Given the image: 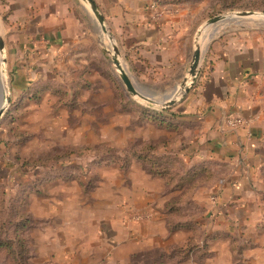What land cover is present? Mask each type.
Segmentation results:
<instances>
[{
    "label": "rangeland",
    "instance_id": "rangeland-1",
    "mask_svg": "<svg viewBox=\"0 0 264 264\" xmlns=\"http://www.w3.org/2000/svg\"><path fill=\"white\" fill-rule=\"evenodd\" d=\"M164 6H151L153 19L176 18L170 30L181 36L173 53L181 62L159 67L137 61L105 20L109 41L80 0H0L9 97L0 119V264H264V162L251 183L263 221L230 235L211 224L207 205L236 167L203 147L223 125L204 106L211 53L244 49L264 58V18L207 22L264 14V0ZM37 18L63 25L56 45ZM111 43L149 100L126 91ZM198 45L200 70L184 92ZM247 95L264 148V67ZM170 99L176 103L165 106ZM224 124L249 121L227 114Z\"/></svg>",
    "mask_w": 264,
    "mask_h": 264
},
{
    "label": "crops",
    "instance_id": "crops-1",
    "mask_svg": "<svg viewBox=\"0 0 264 264\" xmlns=\"http://www.w3.org/2000/svg\"><path fill=\"white\" fill-rule=\"evenodd\" d=\"M94 1L109 23L113 34L121 42H125L126 47L128 44L132 46L134 51L131 55H136L137 61L139 59L154 61L159 67L172 61L175 64L181 62L177 54L173 56L177 48L179 54L181 36L173 35L170 30L171 23L174 24L176 18L163 14L161 19L154 20L155 9L151 8L153 5L159 8L161 4V9L164 10L166 8L164 5L170 0ZM54 14L49 15L48 19L56 18ZM43 24L44 19L40 18L34 22V25L46 29L43 38L47 43L56 45L60 39L58 37L63 33V25L49 28ZM152 46L158 49L156 54H151ZM222 53H211L213 67L203 88V95L207 100L204 106L207 109L210 107L208 116L211 117L212 122L217 121L219 125L223 122V125L221 124L220 130L213 131V135L216 136L206 141L203 147L215 157L230 162L236 167V172L226 179L221 185V190L213 192L217 195L215 202L208 200L207 205V211L212 217L211 224L225 232L228 231L231 235L235 233L234 230L250 228L253 221H263L262 217L256 216L261 210L255 205V193L251 183L255 179L256 171L264 162V148L258 138L257 118L248 102L247 93L251 79L264 67V58L250 55L249 50L244 49L238 51L229 49ZM179 68L182 69V63L179 64ZM187 106H185L186 112L192 105L189 108ZM196 108L197 106L194 109ZM227 114L244 118L249 121V125L227 127L224 124ZM158 219L159 225L165 230L166 225L162 224L161 218Z\"/></svg>",
    "mask_w": 264,
    "mask_h": 264
},
{
    "label": "water",
    "instance_id": "water-1",
    "mask_svg": "<svg viewBox=\"0 0 264 264\" xmlns=\"http://www.w3.org/2000/svg\"><path fill=\"white\" fill-rule=\"evenodd\" d=\"M80 1H82L87 6H89L90 10L92 11L98 23L100 24L102 30L107 33L109 41L113 42V39L111 35L109 34V32L107 31V28L105 26V18L99 11V8L96 2L94 0H80ZM253 17L264 18V14H261V13L259 14V13L252 12V11L235 12L231 15L214 17L207 22V26L219 23L227 18L232 21L234 19L253 18ZM111 44H112V49L114 51V54L112 56V61L116 69L120 73L121 82L126 87V91L129 93L130 96H138L145 100H149L147 95H145L141 90L135 87V85L133 84V81L131 80L130 75L128 74L127 70L124 68V66L122 65L119 59L118 47L116 46L115 43H111ZM4 53H5V42H4V39L0 35V67H1L0 68V119L3 115V112L7 108V104L9 103V97L5 93V85H4V80H3L4 74H5L4 66L6 63ZM202 54L203 52L201 51V48L198 45L194 52L193 59H192L189 72H188L190 76V80H188V82L187 80L182 82V87L184 88V92L188 91L189 85L193 82L194 79H196L198 75V72L200 70V62L202 59ZM175 103H176L175 100L170 99L167 103H163V104L165 106H173Z\"/></svg>",
    "mask_w": 264,
    "mask_h": 264
},
{
    "label": "built area",
    "instance_id": "built-area-1",
    "mask_svg": "<svg viewBox=\"0 0 264 264\" xmlns=\"http://www.w3.org/2000/svg\"><path fill=\"white\" fill-rule=\"evenodd\" d=\"M233 123H234V124H237V123H238V120H237V119H234V120H233Z\"/></svg>",
    "mask_w": 264,
    "mask_h": 264
},
{
    "label": "bare ground",
    "instance_id": "bare-ground-1",
    "mask_svg": "<svg viewBox=\"0 0 264 264\" xmlns=\"http://www.w3.org/2000/svg\"><path fill=\"white\" fill-rule=\"evenodd\" d=\"M227 20H229L228 18H227ZM224 21V20H223ZM230 22H231V20H229ZM222 22V21H221Z\"/></svg>",
    "mask_w": 264,
    "mask_h": 264
}]
</instances>
